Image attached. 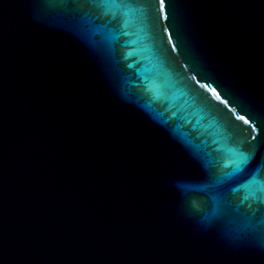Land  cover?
<instances>
[{
    "label": "water",
    "instance_id": "95a60500",
    "mask_svg": "<svg viewBox=\"0 0 264 264\" xmlns=\"http://www.w3.org/2000/svg\"><path fill=\"white\" fill-rule=\"evenodd\" d=\"M158 9L0 0V264H262L264 0Z\"/></svg>",
    "mask_w": 264,
    "mask_h": 264
},
{
    "label": "snow or ice",
    "instance_id": "6c2138e0",
    "mask_svg": "<svg viewBox=\"0 0 264 264\" xmlns=\"http://www.w3.org/2000/svg\"><path fill=\"white\" fill-rule=\"evenodd\" d=\"M88 2L95 5V7L100 10L101 16H110L113 19L119 17L124 26H127L130 23H136L142 28L146 27V21L148 19L147 13L154 4L159 6L158 12H164L165 10V0H88ZM165 18L167 17L165 16ZM204 87L207 88V85H204ZM210 91L215 92L216 90L213 88L210 89ZM217 98H219L218 93ZM239 119L244 120L245 124L252 125L251 129L247 130L249 131V135L256 131L255 125L244 116H240ZM251 140L255 141L256 136L251 135ZM229 152L235 157L230 163L234 165L235 171L237 172L243 170L254 157L253 152H244L239 147L230 148ZM226 175L232 174L227 173ZM222 180L223 178H218L217 183L222 182ZM242 187L246 193L244 196V202H248V210L254 217L256 212L262 211V209L260 207L253 208L252 205H264V183L253 175L251 179L242 185ZM224 199L227 201V192L224 195ZM237 211H239V207H237ZM242 215L248 221L245 224V228H251L255 231V226L251 224V217H249L247 213H243ZM261 225L262 228L260 234L261 232H264V220L261 221ZM252 255L264 264V246H261L260 250Z\"/></svg>",
    "mask_w": 264,
    "mask_h": 264
}]
</instances>
